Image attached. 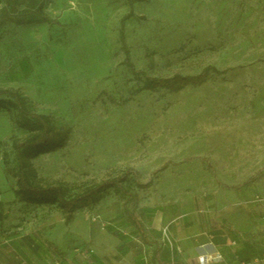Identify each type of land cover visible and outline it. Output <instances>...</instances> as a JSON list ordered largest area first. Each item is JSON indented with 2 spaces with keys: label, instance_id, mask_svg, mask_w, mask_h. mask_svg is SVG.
<instances>
[{
  "label": "rangeland",
  "instance_id": "374dc122",
  "mask_svg": "<svg viewBox=\"0 0 264 264\" xmlns=\"http://www.w3.org/2000/svg\"><path fill=\"white\" fill-rule=\"evenodd\" d=\"M204 73L180 90L144 88ZM1 89L70 131L63 149L33 161L40 184L77 195L127 175L137 218L213 210L219 191L244 188L264 204V0H0ZM15 117L0 111V198L17 189L12 143L28 135ZM126 200L112 189L79 212L91 220ZM14 208L0 206L1 223L65 217Z\"/></svg>",
  "mask_w": 264,
  "mask_h": 264
},
{
  "label": "crops",
  "instance_id": "0c3cea01",
  "mask_svg": "<svg viewBox=\"0 0 264 264\" xmlns=\"http://www.w3.org/2000/svg\"><path fill=\"white\" fill-rule=\"evenodd\" d=\"M0 183L4 189L5 181ZM124 203L106 204L97 221L79 210L69 222L58 217L22 223L12 214L0 222V264H199L200 256L215 251L223 259L214 264L261 262L264 204H255L250 188L219 191L215 208L206 211L149 208L144 218L126 219ZM1 205L12 211L33 206L19 203L15 192L4 194Z\"/></svg>",
  "mask_w": 264,
  "mask_h": 264
},
{
  "label": "trees",
  "instance_id": "16d2710c",
  "mask_svg": "<svg viewBox=\"0 0 264 264\" xmlns=\"http://www.w3.org/2000/svg\"><path fill=\"white\" fill-rule=\"evenodd\" d=\"M44 19L48 21L47 16H44ZM120 37L122 40L124 39L123 30L120 32ZM124 51L126 65L134 69L130 62V53L126 47H124ZM27 68L26 65L25 69ZM207 71L208 69L204 72ZM204 75L205 73L198 77L176 76L167 79H146L144 88L148 90L159 88L180 90L186 86L203 82ZM2 109L14 110L16 112V127L28 133L26 138L14 140L12 143L16 160L17 189L15 196L19 203L34 206H57L65 216L66 222H69L79 209L97 204L105 194L115 189L127 196L124 209L130 218L134 217L128 208V201L131 196L123 187L127 175L94 185L77 195H72L70 189L62 184L43 185L38 183L33 161L42 155L63 149L69 141L70 131L66 128L57 127L51 116L32 111L26 99L17 91L0 90V111ZM4 163L5 165L9 164L6 156Z\"/></svg>",
  "mask_w": 264,
  "mask_h": 264
},
{
  "label": "built area",
  "instance_id": "2783aa9c",
  "mask_svg": "<svg viewBox=\"0 0 264 264\" xmlns=\"http://www.w3.org/2000/svg\"><path fill=\"white\" fill-rule=\"evenodd\" d=\"M92 218V221H97L100 219L99 216H95L93 214H89ZM104 226H106L104 224ZM203 258V259H201ZM223 259V255L219 251H215L214 253L211 254H204L198 258L199 264H214ZM54 264H61L60 261H56Z\"/></svg>",
  "mask_w": 264,
  "mask_h": 264
},
{
  "label": "clouds",
  "instance_id": "9594fccd",
  "mask_svg": "<svg viewBox=\"0 0 264 264\" xmlns=\"http://www.w3.org/2000/svg\"><path fill=\"white\" fill-rule=\"evenodd\" d=\"M201 259H203V258H201Z\"/></svg>",
  "mask_w": 264,
  "mask_h": 264
}]
</instances>
